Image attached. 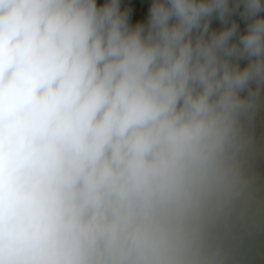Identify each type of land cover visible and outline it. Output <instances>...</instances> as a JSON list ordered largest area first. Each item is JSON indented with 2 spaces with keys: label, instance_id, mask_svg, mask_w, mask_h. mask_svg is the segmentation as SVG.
I'll list each match as a JSON object with an SVG mask.
<instances>
[{
  "label": "clouds",
  "instance_id": "clouds-1",
  "mask_svg": "<svg viewBox=\"0 0 264 264\" xmlns=\"http://www.w3.org/2000/svg\"><path fill=\"white\" fill-rule=\"evenodd\" d=\"M132 14L0 0V264H264V0Z\"/></svg>",
  "mask_w": 264,
  "mask_h": 264
},
{
  "label": "crops",
  "instance_id": "crops-1",
  "mask_svg": "<svg viewBox=\"0 0 264 264\" xmlns=\"http://www.w3.org/2000/svg\"><path fill=\"white\" fill-rule=\"evenodd\" d=\"M105 0H97L98 4H103ZM152 0H121L122 10L133 7V14L130 16V23L135 25L138 22L146 23L148 17V8L151 5ZM238 19V18H237ZM239 22V20H238ZM241 28H243V23ZM221 25L218 21H213L212 27L219 28Z\"/></svg>",
  "mask_w": 264,
  "mask_h": 264
}]
</instances>
